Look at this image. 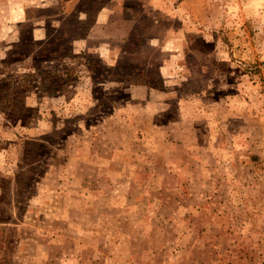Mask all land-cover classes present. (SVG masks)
Returning a JSON list of instances; mask_svg holds the SVG:
<instances>
[{
  "label": "rangeland",
  "instance_id": "rangeland-1",
  "mask_svg": "<svg viewBox=\"0 0 264 264\" xmlns=\"http://www.w3.org/2000/svg\"><path fill=\"white\" fill-rule=\"evenodd\" d=\"M0 264H264V0H0Z\"/></svg>",
  "mask_w": 264,
  "mask_h": 264
}]
</instances>
